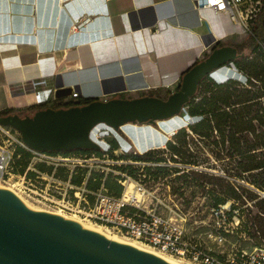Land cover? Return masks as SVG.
<instances>
[{
	"label": "crops",
	"instance_id": "1",
	"mask_svg": "<svg viewBox=\"0 0 264 264\" xmlns=\"http://www.w3.org/2000/svg\"><path fill=\"white\" fill-rule=\"evenodd\" d=\"M209 33L216 46L246 37L229 14L192 0H0V111L34 103L20 84L54 88L58 75L82 95L115 91L125 76L131 87L110 98L169 94L211 52Z\"/></svg>",
	"mask_w": 264,
	"mask_h": 264
},
{
	"label": "built area",
	"instance_id": "2",
	"mask_svg": "<svg viewBox=\"0 0 264 264\" xmlns=\"http://www.w3.org/2000/svg\"><path fill=\"white\" fill-rule=\"evenodd\" d=\"M192 1L229 14L242 25L243 32L249 30L248 24L262 6V0ZM260 44L264 49V42ZM17 89L31 91L35 104L60 99L54 95L55 88L40 89L35 81ZM69 96L77 98L81 93L73 90ZM110 97L103 94L97 98ZM119 132L103 123L92 129L91 137L102 146L101 153L52 152L29 146L17 129L0 122V185L189 264H264V241L251 247L239 245L248 232L236 207L231 203L214 205L206 217L194 220L201 225L194 226L174 179L162 176L161 163L137 157L147 151L130 150L132 140ZM108 137L117 139L119 146ZM109 175L120 184L118 192L110 191Z\"/></svg>",
	"mask_w": 264,
	"mask_h": 264
},
{
	"label": "water",
	"instance_id": "3",
	"mask_svg": "<svg viewBox=\"0 0 264 264\" xmlns=\"http://www.w3.org/2000/svg\"><path fill=\"white\" fill-rule=\"evenodd\" d=\"M139 12V11H138ZM137 11L130 12L134 17ZM207 47L215 38L203 37ZM232 45L212 46L211 52L185 72L179 89L167 97L97 98L131 87L133 77L124 80L115 91L89 95L84 105L45 108L33 115L18 113L0 117L4 125L17 129L29 146L52 152L100 150L102 146L91 137L92 129L106 124L117 131L128 123H153L179 115L185 104L197 93L200 81L238 57ZM54 95L69 96L74 87L66 85L62 75L54 79ZM84 95L81 94V97ZM0 264H173L161 256L132 244L108 238L103 233L83 227L74 219L46 210L29 207L21 197L0 186Z\"/></svg>",
	"mask_w": 264,
	"mask_h": 264
},
{
	"label": "trees",
	"instance_id": "4",
	"mask_svg": "<svg viewBox=\"0 0 264 264\" xmlns=\"http://www.w3.org/2000/svg\"><path fill=\"white\" fill-rule=\"evenodd\" d=\"M250 33L240 44H231L237 48L238 57L229 65H236L251 72L255 82L249 80L250 88L237 89V81L229 79L227 83L219 85V91L223 99L219 105V98L213 95L209 98L196 100L195 95L185 104L189 107L190 114H202L200 120L191 124L190 128L204 137H210L212 132L219 133V139H214L212 144L223 146L228 157H235V167L230 169L227 163V177H219L214 174L204 175L210 182L218 179L219 187L223 190L226 199H237L241 205L249 201L253 204L244 207L249 213L254 214L255 220L260 225L264 234V49L260 42H264V0L251 23ZM224 44H220L222 46ZM263 50V51H262ZM189 70V69H188ZM187 72V71H186ZM199 85L200 90L202 81ZM261 82L260 85H258ZM235 84V85H234ZM179 89V88H178ZM170 94V93H169ZM148 95L161 96L159 90H151ZM84 97L69 98L64 100H52L51 98L41 104H31L23 108H5L0 111V117L18 113L21 116L33 115L36 111L45 108L71 107L84 105L91 102ZM224 105V106H223ZM212 115V116H208ZM186 131V129H182ZM185 142H182L184 146ZM169 148L178 151L187 162L197 164L198 160L186 154V150H177L172 142H167ZM114 146H117L114 144ZM79 151V150H75ZM72 151V152H75ZM101 153V150H80ZM148 154L138 155L143 158ZM230 158V159H231ZM163 167H160L162 170ZM234 174H232V171ZM240 177L242 182L237 185L230 177ZM217 184V183H216Z\"/></svg>",
	"mask_w": 264,
	"mask_h": 264
},
{
	"label": "rangeland",
	"instance_id": "5",
	"mask_svg": "<svg viewBox=\"0 0 264 264\" xmlns=\"http://www.w3.org/2000/svg\"><path fill=\"white\" fill-rule=\"evenodd\" d=\"M251 25L252 24L249 23V30L247 29V31L244 32L246 36L250 33ZM228 67H230V69L227 67L220 68L218 72L211 74L204 79V81H202L199 92L197 91L195 94L196 100L216 95V97L219 98L218 104L221 105L223 102L221 99L223 98L219 91L220 84L227 83L229 79H233L237 81L236 87L240 90L244 87H251L249 80L255 82L251 72L247 69L237 67L234 64L228 65ZM257 83L258 85L261 84V82L259 84V81ZM168 95L169 94H163L161 96L167 97ZM139 96H143V94L134 95V97ZM190 115L189 107L184 106L179 116H174L170 119L168 118L166 120L155 121L153 123H132L136 124V128L133 126L134 129L132 131H125L130 136L128 137L133 141H130L131 146L128 145V147L130 146V150L136 149L141 151H144L146 148L154 147L144 153L148 154L146 159L161 163L163 167V169L160 170L162 176L174 179L173 182L176 190L180 197L184 198V206L186 210L190 212L191 221L194 226L197 224L199 226L201 225V223H195L194 220H198L199 222L200 219L206 217L208 210L214 205L231 203L232 207H236L238 209L240 216L243 218V227L248 232L246 238L242 239L239 245L241 247H251L252 245L263 242L264 234L260 225L257 223V220H255L254 214L249 213L244 209L246 205L253 204L254 201H249L246 205H241V202L237 199H226L223 190L218 185V179H213V181L210 182L206 177H204V175L208 176L209 174H214L217 178L227 177L225 172L227 163L230 164L231 162V165L229 166L230 169L235 167L236 165L234 160L236 156L233 158L228 157V155L225 154L226 151L222 150L223 146L212 144L214 139H219V133H217V131L212 132L210 137H204L197 132H194L190 128V125L195 124L202 118V116ZM165 121L174 126V134L171 135L167 133V130L170 128H168V125L164 124ZM182 129H186V131H183ZM167 138L168 141L172 142V145L175 146L177 150H186L187 155L190 154L192 155L191 158L198 160L197 164L187 162L178 151L169 148ZM107 139L109 142L119 146L117 139H114V137H108ZM120 139L126 143L125 140L122 138ZM182 142H185L184 146H182ZM163 144L165 145L163 146ZM40 168L45 169L46 167L41 165ZM231 171L232 174H234V171ZM230 179L237 185L242 182L241 178L237 176H231ZM0 186L5 188L9 187L7 185ZM108 187L112 192H118L120 190V184L111 175H109ZM23 197L37 207L38 210L57 211L29 200L25 196ZM67 215L73 216L70 214ZM85 222L92 223L88 221ZM111 232L113 234L115 233L121 235L116 231L111 230ZM234 239L235 238H233V240Z\"/></svg>",
	"mask_w": 264,
	"mask_h": 264
},
{
	"label": "bare ground",
	"instance_id": "6",
	"mask_svg": "<svg viewBox=\"0 0 264 264\" xmlns=\"http://www.w3.org/2000/svg\"><path fill=\"white\" fill-rule=\"evenodd\" d=\"M228 69H230V67H227ZM175 116H179V115H175ZM174 117V116H173ZM172 118V117H171ZM170 119V118H169ZM166 120V119H165ZM158 121H161V120H158ZM177 123V122H176ZM165 125H168L170 128L169 130H167V133L169 134H174L175 133V129H174V126H172L170 123H167L166 121L164 122ZM136 128V124H132V123H128V124H125L123 125L121 128L126 131V132H129V131H132L134 128ZM121 138V137H120ZM136 146V145H135ZM137 147V146H136ZM138 149V148H137ZM151 148H146L144 151H141V152H145V151H148L150 150ZM19 195V194H18ZM21 197V199L31 208L33 209H37V207H35L31 202H29L27 199H25L22 195H19ZM50 212H54V213H57V214H61L63 215L64 217H67V218H71V219H74L78 222H80L82 224L83 227H86V228H89V229H93V230H96L100 233H103L104 235H106L108 238H111V239H114V240H117V241H120V242H125V243H129V244H132L138 248H141V249H144V250H147V251H150V252H153L159 256H161L162 258L166 259L167 261L173 263V264H189V263H185L184 261L172 256V255H169V254H166V253H163L155 248H153L152 246H149L139 240H136V239H133V238H130V237H127V236H124V235H118V234H113L111 232V230L99 225V224H93V223H87L85 221H83L82 219H79L78 217H75V216H69L67 215L66 213L62 212V211H50Z\"/></svg>",
	"mask_w": 264,
	"mask_h": 264
},
{
	"label": "flooded vegetation",
	"instance_id": "7",
	"mask_svg": "<svg viewBox=\"0 0 264 264\" xmlns=\"http://www.w3.org/2000/svg\"><path fill=\"white\" fill-rule=\"evenodd\" d=\"M208 76H210V75H208ZM208 76H207V77H208ZM176 90H177V89H176ZM190 116H205V115H202V114H195V115H194V114H191ZM208 116H212V115H208Z\"/></svg>",
	"mask_w": 264,
	"mask_h": 264
}]
</instances>
